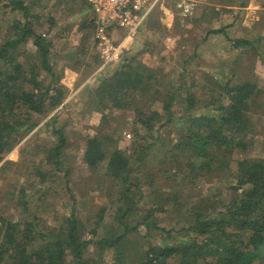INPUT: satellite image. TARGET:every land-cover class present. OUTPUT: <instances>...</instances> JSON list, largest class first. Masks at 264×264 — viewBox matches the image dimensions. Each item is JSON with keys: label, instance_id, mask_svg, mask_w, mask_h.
<instances>
[{"label": "trees", "instance_id": "1", "mask_svg": "<svg viewBox=\"0 0 264 264\" xmlns=\"http://www.w3.org/2000/svg\"><path fill=\"white\" fill-rule=\"evenodd\" d=\"M213 1L192 17L182 54L164 52L160 0L143 48L104 66L88 0H0V264H264V153L253 152L264 31H229L236 6L264 0ZM73 22L85 32L64 46ZM212 35L249 78L193 66ZM65 68L89 86L65 82ZM16 164L32 178L6 188ZM87 180L107 198L88 219L77 206Z\"/></svg>", "mask_w": 264, "mask_h": 264}, {"label": "rangeland", "instance_id": "2", "mask_svg": "<svg viewBox=\"0 0 264 264\" xmlns=\"http://www.w3.org/2000/svg\"><path fill=\"white\" fill-rule=\"evenodd\" d=\"M170 1V2H169ZM209 2V0H206L205 3ZM203 3V4H205ZM202 4V6H203ZM211 4H217L218 6L221 5V3H216L215 1L212 0ZM240 10V15L238 17V20L236 21V25L232 26L229 28V31H238V34L242 35L245 33V27L246 28H252L254 29L255 27L260 30V31H264V7H257L254 6L252 4H250L247 7H237L236 6V11ZM156 13L158 18L162 21L164 27H165V35L164 38L162 40V46L164 47L165 51L164 52H168L167 49L164 46V39L165 36L167 34L170 35H175V36H180V39L178 41V44L176 45V48L174 50V52H170L171 53V58H173V56L175 54H178V52L180 51L181 54L186 50V47H192V41L191 38H193L195 36L196 33V27H192L190 25L191 21H192V17H188V18H183L180 16V14L178 13L177 9H176V4H173L172 0H168V3H161L157 9H156ZM196 13V12H195ZM236 14V12H235ZM234 14V15H235ZM227 21V20H226ZM259 22V24H255ZM71 25V31L68 35V37L64 38L63 41V45L64 46H72L74 44H78L80 43V33H84L85 30L82 29L81 32H78L79 28H78V24L76 22L70 23ZM148 27H143L138 35L139 38H143L144 42L148 39L147 37V32H149L152 29L151 25H147ZM205 28V27H204ZM244 31V33H243ZM234 33V32H233ZM121 33L119 32L116 39L119 40ZM147 37V39H146ZM196 42V41H195ZM144 44V43H143ZM230 41L227 40L224 36L221 35H212L209 37L208 39V43L205 46H202L201 48L204 49L203 51H200L198 53V55H196V58L193 60V66H195L199 71L205 70L207 71V73H213L214 75L220 77V78H225L227 77L226 74L228 73V71L232 70V72L240 75L242 78H249L250 77V72L247 70V66L246 65H239V62L237 64H235V60L234 57L236 56V54H232L231 59H229L228 57V52L226 51V49H224V46H229ZM145 45V44H144ZM143 45V46H144ZM142 45H137L135 46V48L133 46L130 47V49H125L124 53H135L136 51L141 50ZM182 46L183 47V52L182 50ZM141 48V49H140ZM185 48V50H184ZM97 51V49H96ZM158 51V50H157ZM191 52H194V49L191 50ZM161 54V53H160ZM159 54V55H160ZM226 56V57H225ZM228 58L227 60V64L226 65H221V58ZM233 57V58H232ZM171 58L169 59V61L171 60ZM54 60V59H53ZM59 64H61V61H58ZM160 64H164V63H160ZM191 64V65H192ZM60 67V65H58ZM66 69V68H65ZM255 71L257 74H259V76H261L262 78H259L258 84L262 87H264V62L263 61H258L256 62V66H255ZM88 76V74L86 73H79L76 71H73L71 69H66L65 70V82L71 84V86L76 87V83L79 80H82L83 78H86ZM101 76H105L103 73ZM82 78V79H81ZM89 79L87 80L85 79L82 80L84 82H82L81 86H89ZM201 80L205 81L206 79H202L201 76ZM78 109H80V107H78ZM78 109L74 112V123H76L75 128L72 129V132L74 134H77L78 132L80 133L84 128H83V121L80 120V115L78 112ZM68 110H70V107H68ZM71 113V112H70ZM73 114V113H71ZM257 138V144L255 147V150L253 151L254 154H262L264 153V125L262 126V132H260V134L256 135ZM21 151V150H20ZM19 149L16 148L11 154L8 155L9 158L18 161L19 159V153H20ZM77 155H78V151H73L71 150L68 154H67V162L68 164L72 167V169L74 171L77 170ZM30 169L27 168L24 165L21 164H16L14 166L11 167L10 172L4 177V181L3 184L5 185L6 188H15L16 186H20L21 184H23L24 182L29 181L32 176H31V172L29 171ZM79 184V183H78ZM80 185H82L80 188L82 189V195L79 198V201L77 202V206L78 208H80V210L82 212H84L85 217L88 218H92V216L94 215V213L96 212V210L98 209L99 205H101L102 203H104L106 201V197L104 195L103 192L98 191V192H90L88 190V188L91 186H93V182L87 180L85 183H80ZM187 188V183L186 180L182 181V191L185 192ZM88 190V191H86ZM60 199L57 198L56 199V204L55 207L60 209ZM50 208V207H49ZM47 212L52 213V209H46Z\"/></svg>", "mask_w": 264, "mask_h": 264}, {"label": "built area", "instance_id": "3", "mask_svg": "<svg viewBox=\"0 0 264 264\" xmlns=\"http://www.w3.org/2000/svg\"><path fill=\"white\" fill-rule=\"evenodd\" d=\"M160 0H88L96 16V49L103 65L120 59L124 46L134 40L140 30L148 27L151 14ZM206 0H177L176 9L181 17L188 18ZM121 33L119 40L116 39ZM180 36L167 34L164 46L174 52Z\"/></svg>", "mask_w": 264, "mask_h": 264}, {"label": "crops", "instance_id": "4", "mask_svg": "<svg viewBox=\"0 0 264 264\" xmlns=\"http://www.w3.org/2000/svg\"><path fill=\"white\" fill-rule=\"evenodd\" d=\"M163 4V3H162ZM141 33V32H140ZM148 40V39H147ZM145 41L144 42V40H143V38H139V35L134 39V40H132L130 43H128V44H126L125 46H124V49H130V47L131 46H133L134 48H135V46H137V45H142L141 46V48L143 47V45L145 44V43H147L148 41ZM144 43V44H143ZM163 47V46H162ZM140 48V49H141ZM124 49H123V51H124Z\"/></svg>", "mask_w": 264, "mask_h": 264}]
</instances>
